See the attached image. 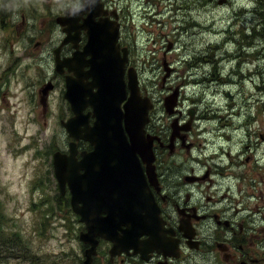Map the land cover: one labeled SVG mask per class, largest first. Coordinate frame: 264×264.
I'll use <instances>...</instances> for the list:
<instances>
[{
    "label": "rangeland",
    "instance_id": "374dc122",
    "mask_svg": "<svg viewBox=\"0 0 264 264\" xmlns=\"http://www.w3.org/2000/svg\"><path fill=\"white\" fill-rule=\"evenodd\" d=\"M77 2L0 0V264L83 260L82 226L58 200L52 170L53 153L68 150L60 122L71 114L53 64L52 49L62 38L54 18ZM132 4L126 43L140 85L159 102L177 87L180 108L196 106L191 153L216 163L211 182L182 187V197L190 192L204 202L208 195L220 199L216 206L244 208L246 227L255 223L264 237V40L253 33L255 0ZM163 58L174 69L160 88ZM107 248L99 246L93 264H111Z\"/></svg>",
    "mask_w": 264,
    "mask_h": 264
},
{
    "label": "water",
    "instance_id": "95a60500",
    "mask_svg": "<svg viewBox=\"0 0 264 264\" xmlns=\"http://www.w3.org/2000/svg\"><path fill=\"white\" fill-rule=\"evenodd\" d=\"M81 1L80 8L68 7L63 15L56 17V23L64 27L74 14H86L82 23L76 25L74 38L67 35L61 44L72 40L75 46L79 28L86 30L87 42L71 58L55 59L59 73L67 66L75 76L65 77L63 97L69 104L71 116L60 122L72 139L68 143L69 153L55 151L52 164L59 190L63 192L67 184L72 209L80 215V221L86 223L87 230L79 233V240L90 244L84 261L89 264L90 255L95 253L96 235L112 242L111 255L142 244L143 240H138L141 233L149 234V242L154 245L163 243L164 239L159 238L162 232L155 233V221L141 215L152 199L139 161V155L143 157L147 147L143 126L151 103L147 97L140 96L132 69L127 73V82L124 79L126 54L125 49L123 55L119 52L118 27L105 19H94L95 15L105 13L101 10V1ZM86 54L90 55L89 68L83 72ZM47 88H52V84H46L44 94ZM164 101L166 109L171 111L176 91ZM87 107L90 109L85 111ZM78 140L91 146L88 152L80 153L79 159L75 156ZM87 197H95L98 212L106 214L95 217L91 205L85 207ZM80 201L82 206H79ZM137 227L143 231H138Z\"/></svg>",
    "mask_w": 264,
    "mask_h": 264
},
{
    "label": "flooded vegetation",
    "instance_id": "af4514ba",
    "mask_svg": "<svg viewBox=\"0 0 264 264\" xmlns=\"http://www.w3.org/2000/svg\"><path fill=\"white\" fill-rule=\"evenodd\" d=\"M77 1V3L67 5L61 14L57 16L63 15L64 10L68 7L80 8L81 0L80 2ZM100 1L102 3L101 10L105 13L95 15L94 19H105L118 27L117 43L119 52L120 55H123L125 49L126 54L124 78H127L128 71L132 69L135 73L134 77L137 79L139 94L147 97L151 103V107L148 108L147 112L148 118L143 126L144 145L147 147L143 157L139 155V161L152 199L149 200L150 203L146 206L147 210H142L141 215L155 221V233L162 232L158 236L164 239L165 242L154 245L149 242V234L141 233L138 240H143L142 244L132 245L127 250H122L120 253L115 252L111 255L112 242L96 235L95 253L90 255L89 264L99 261L98 248L100 245H108L106 253L111 264H264V237H259L258 233L255 232V223L246 227L244 218L246 213L241 212L244 208L238 210L235 206L231 207L229 204L216 206L215 204L220 199L212 200V197L208 195L205 197L206 201L204 202H200L199 198L192 200L190 192H185L184 197H182V187L201 185L204 181L211 182L209 178L211 165L216 164L213 161V156L204 157L202 158L203 161H200L191 153L196 143L194 138V124L196 123L195 120L198 119L194 109L196 106L190 105L184 112L178 102L177 87L171 93L165 95L162 102L155 101L150 95H147L145 86L140 85L138 71L134 63V51L126 43V35L128 34L126 23L130 19L133 10L132 3L136 0H133L132 3L131 1L127 2V4L122 0ZM85 16L86 14H74L64 27L58 25L56 17L54 18L55 23L62 32V38L52 49L53 64L56 73L63 77L64 88L65 77H74L75 75L73 71H68L67 66H63V71L59 73L55 68V59L56 57L58 60L71 58L76 50L81 51L83 49L87 42V32L83 28H79L77 31L75 46L72 40L64 44H61V41L67 35L71 39L76 34L75 27L82 23V18ZM170 45L168 44V46ZM56 50H58L57 55L55 54ZM163 55H165V52ZM89 59L90 55L88 54L83 57L85 63L82 68L83 72H86L89 68L87 64ZM71 65H73L72 62ZM162 66L164 74L161 77L160 88L164 87L165 80L174 69L167 64L164 58ZM166 70H168L167 73ZM87 79L90 80V77ZM174 91H176V102L172 110L168 111L164 100L166 96L171 95ZM227 96L231 98L230 94H227ZM89 109L90 107H87L85 111ZM159 109L164 112H160ZM89 120L92 123L93 117L90 116ZM76 146L75 156L77 159L80 158L82 151L88 152L91 149V146L83 140L76 141ZM60 152L69 153L68 150ZM250 157L251 155L247 159L249 160ZM200 164L204 166L203 171L200 170V167H202ZM53 177L58 188L54 171ZM58 191V200L64 202L63 204L67 207V216L72 213L82 226L79 232H85L87 230L86 223L80 221V215L72 209L67 184L63 192H60L59 188ZM93 198L95 197L86 198L85 204L87 206L85 207L88 208L91 205L95 217L104 216L106 212H98V207L94 205ZM82 205L83 203L80 201L79 206ZM129 224V226H132L131 223ZM121 227L126 228L124 224ZM262 228L260 229L264 232ZM137 229L143 231L139 227ZM118 232L120 233L119 230ZM81 243L84 247L81 264H85L86 251L90 244L82 241Z\"/></svg>",
    "mask_w": 264,
    "mask_h": 264
},
{
    "label": "trees",
    "instance_id": "16d2710c",
    "mask_svg": "<svg viewBox=\"0 0 264 264\" xmlns=\"http://www.w3.org/2000/svg\"><path fill=\"white\" fill-rule=\"evenodd\" d=\"M255 18L256 23L253 27V33L258 34L264 40V0H255ZM258 28H257V27ZM0 222H2V214L0 212ZM11 240L15 241V236H9ZM0 258H2V232L0 231Z\"/></svg>",
    "mask_w": 264,
    "mask_h": 264
}]
</instances>
